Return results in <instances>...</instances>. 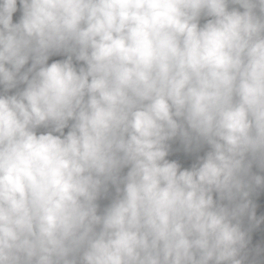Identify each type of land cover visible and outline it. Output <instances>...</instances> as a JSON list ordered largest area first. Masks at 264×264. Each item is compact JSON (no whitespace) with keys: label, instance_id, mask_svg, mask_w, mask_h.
Instances as JSON below:
<instances>
[{"label":"clouds","instance_id":"obj_1","mask_svg":"<svg viewBox=\"0 0 264 264\" xmlns=\"http://www.w3.org/2000/svg\"><path fill=\"white\" fill-rule=\"evenodd\" d=\"M231 2L20 0L13 24L0 0V85H27L0 95V264H241L249 205L212 192L233 200L245 155L264 163V0ZM60 51L86 68L46 64ZM177 134L211 146L198 168L165 160Z\"/></svg>","mask_w":264,"mask_h":264}]
</instances>
